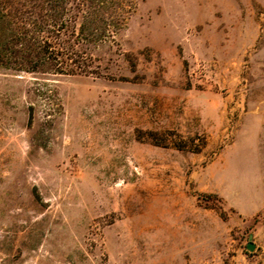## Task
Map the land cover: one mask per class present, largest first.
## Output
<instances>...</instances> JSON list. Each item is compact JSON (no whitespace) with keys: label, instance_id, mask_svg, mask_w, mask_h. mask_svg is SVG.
Here are the masks:
<instances>
[{"label":"rangeland","instance_id":"374dc122","mask_svg":"<svg viewBox=\"0 0 264 264\" xmlns=\"http://www.w3.org/2000/svg\"><path fill=\"white\" fill-rule=\"evenodd\" d=\"M91 55L0 71V264H264V0H135Z\"/></svg>","mask_w":264,"mask_h":264},{"label":"trees","instance_id":"16d2710c","mask_svg":"<svg viewBox=\"0 0 264 264\" xmlns=\"http://www.w3.org/2000/svg\"><path fill=\"white\" fill-rule=\"evenodd\" d=\"M134 8L135 0H0V71L98 77L92 49L113 41Z\"/></svg>","mask_w":264,"mask_h":264},{"label":"water","instance_id":"95a60500","mask_svg":"<svg viewBox=\"0 0 264 264\" xmlns=\"http://www.w3.org/2000/svg\"><path fill=\"white\" fill-rule=\"evenodd\" d=\"M250 238H251V236H250ZM254 247H255V245H254V243L251 242V241H249V242L246 244V249H247L248 251H252V250L254 249Z\"/></svg>","mask_w":264,"mask_h":264}]
</instances>
